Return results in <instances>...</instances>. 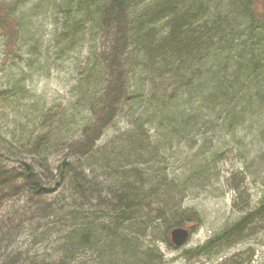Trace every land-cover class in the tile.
<instances>
[{"label": "trees", "instance_id": "1", "mask_svg": "<svg viewBox=\"0 0 264 264\" xmlns=\"http://www.w3.org/2000/svg\"><path fill=\"white\" fill-rule=\"evenodd\" d=\"M55 9L64 49L78 45L73 37L79 33L102 42L100 55L80 79L92 137L83 131L81 144L73 145L60 139L46 118L42 126L48 123V134L0 140L5 150L0 152V204L15 197L20 182L18 190L40 205L37 215L51 220L41 236L53 238L52 256L41 264H164L145 240L164 239L172 248L170 230L185 226L193 233L201 220L198 212L182 207L177 186L153 172L161 144L149 133L161 132L162 141L181 140L190 129L203 127L204 111L224 118L231 136L237 127L255 123L257 113L264 112V12L255 10L253 0H61ZM9 11L0 5V31L14 46L17 27ZM117 120H125L127 128L94 147ZM258 134L264 141V124ZM59 149L69 152L54 169L61 174L66 166L59 189L69 199L44 205L49 188L43 181L53 179L48 157ZM207 165L202 162L200 170ZM95 170L105 189L86 180ZM263 219L264 198L199 251L232 245ZM5 228L1 224L0 232Z\"/></svg>", "mask_w": 264, "mask_h": 264}, {"label": "rangeland", "instance_id": "2", "mask_svg": "<svg viewBox=\"0 0 264 264\" xmlns=\"http://www.w3.org/2000/svg\"><path fill=\"white\" fill-rule=\"evenodd\" d=\"M53 2L59 6L61 0H0V5L10 10L11 22L17 27L14 46L8 45L10 39L6 40L0 31L2 142L24 139L30 134H48V123L42 126L46 118L57 126L55 134L73 145L81 144L83 131L92 137L93 124L81 98L80 79L90 68L88 65L93 64V57L100 55L102 42L79 33L73 37L79 40L78 45L64 49L67 45L58 41L60 12L51 5ZM253 2L257 12H264V0ZM182 105L189 107V103ZM201 106V103L196 105ZM204 114L203 127L190 129L181 140L162 141L161 132L149 133L153 141L161 144L158 165L155 164L153 172L166 184L177 186L182 192L179 199L182 207L198 212L201 225L180 248H169L164 239L154 240L152 236L145 242L151 241L164 264H264V219L250 225L242 239L232 245L210 249L207 254L199 251L226 227L258 208L264 198V141L258 134L264 124V112L257 113L254 124L234 129L232 136L224 130V118H210L206 111ZM113 124L94 142V147L106 145L127 128L125 120ZM62 140L60 149L65 143ZM60 149L52 150L48 157L53 179L43 181L44 187L51 188L43 192L44 205L69 199L59 189L62 175L67 174L66 166L60 170L61 174L54 171L63 154L69 153ZM90 150L95 152L94 148ZM202 162L208 163L203 172L199 168ZM3 167L9 171L11 165L6 162ZM193 173L199 175L192 180ZM95 175L91 179L85 176L86 180L95 181L105 189L102 174L95 170ZM20 185L17 182L15 197L0 204V225L7 226L0 232V264H41L52 256L49 245L53 238L46 241L41 236L51 220L37 215L36 211L42 210L40 205L34 206L35 201L18 190ZM11 223L19 224V228L10 229Z\"/></svg>", "mask_w": 264, "mask_h": 264}, {"label": "water", "instance_id": "3", "mask_svg": "<svg viewBox=\"0 0 264 264\" xmlns=\"http://www.w3.org/2000/svg\"><path fill=\"white\" fill-rule=\"evenodd\" d=\"M169 242L174 248L184 246L190 239V231L185 227H176L169 231Z\"/></svg>", "mask_w": 264, "mask_h": 264}]
</instances>
